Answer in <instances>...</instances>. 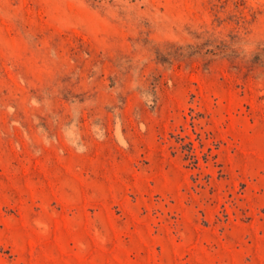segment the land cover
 <instances>
[{
  "label": "rangeland",
  "instance_id": "obj_1",
  "mask_svg": "<svg viewBox=\"0 0 264 264\" xmlns=\"http://www.w3.org/2000/svg\"><path fill=\"white\" fill-rule=\"evenodd\" d=\"M0 0V264H264V0Z\"/></svg>",
  "mask_w": 264,
  "mask_h": 264
},
{
  "label": "trees",
  "instance_id": "obj_2",
  "mask_svg": "<svg viewBox=\"0 0 264 264\" xmlns=\"http://www.w3.org/2000/svg\"><path fill=\"white\" fill-rule=\"evenodd\" d=\"M228 1H229V0H215L213 4H214L216 7H223L225 4L228 3Z\"/></svg>",
  "mask_w": 264,
  "mask_h": 264
}]
</instances>
